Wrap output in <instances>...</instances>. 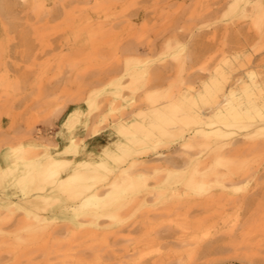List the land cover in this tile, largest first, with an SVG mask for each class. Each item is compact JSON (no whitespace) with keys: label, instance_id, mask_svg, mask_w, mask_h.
<instances>
[{"label":"rangeland","instance_id":"1","mask_svg":"<svg viewBox=\"0 0 264 264\" xmlns=\"http://www.w3.org/2000/svg\"><path fill=\"white\" fill-rule=\"evenodd\" d=\"M236 79L264 102V0H0V264H264V109L184 138Z\"/></svg>","mask_w":264,"mask_h":264},{"label":"bare ground","instance_id":"2","mask_svg":"<svg viewBox=\"0 0 264 264\" xmlns=\"http://www.w3.org/2000/svg\"><path fill=\"white\" fill-rule=\"evenodd\" d=\"M222 76V75H221ZM223 77V76H222ZM239 79H236L234 83L231 84L226 89L223 88H217L212 94V101L209 103V111L202 113V118H200L202 123H205L206 125L209 126L208 129H205L203 127H198L193 129L192 134L184 135V138L188 137V139H193L196 137H205L209 138L212 136H224L227 132L219 125H239L243 120H252L256 117L262 119V109H264V102L258 105L255 100L249 98V95L246 96V100L242 101L240 99V96L237 95V92L242 90L244 92V88L237 86V81ZM148 85V84H147ZM239 85V84H238ZM210 87L208 85L205 86L204 90L208 92ZM160 95L159 92L157 91H152L148 93L147 97L148 99H156ZM192 96H190L191 98ZM188 100V99H187ZM194 101L193 99H191ZM190 101V100H188ZM191 101V102H192ZM195 102H192L191 104L194 105ZM196 104V103H195ZM190 106V105H189ZM136 122V121H135ZM134 123V122H133ZM137 124V122L135 123ZM250 125V124H248ZM244 127V126H243ZM135 128V127H134ZM138 128H143L141 126H138ZM249 129V128H248ZM247 130V128H246ZM196 136V137H195ZM201 136V137H200ZM130 141V140H129ZM230 146V145H229ZM227 145H222L218 144L215 146V151H223L225 148H230ZM190 162V163H189ZM191 162L193 161H188L184 162V165H191ZM183 167V166H182ZM20 169V168H18ZM71 169V167H70ZM105 170L107 169L104 167V165L99 162V163H90L87 161L81 162L78 166L77 169H75L74 172H72L66 176L69 182H73L77 185L74 186H67L64 184V179L62 181L58 182V185H56L58 191L62 193H68L70 197H76L83 195L86 190L92 189L94 187L88 186L85 184V181H89V179H96L97 177L101 176L102 174L98 172V170ZM194 169V168H193ZM192 169V170H193ZM32 173V172H31ZM27 171L25 174L26 178L32 179V174ZM189 173V172H188ZM171 174V173H170ZM179 174V173H178ZM182 174V171L181 173ZM172 176V175H171ZM207 174L205 171H202L201 174L198 175L197 179L194 175L193 172H190L188 175V180H187V186L188 189L197 195H204L209 191V184L206 182ZM48 177H46L44 181L47 180ZM119 178V176H118ZM116 178L113 180L115 183L116 181H119V179ZM170 177L166 178L169 179ZM66 181V180H65ZM86 181V182H87ZM112 182V186L115 188V184ZM90 185V184H89ZM110 189L106 191L103 195V198L99 200V198H87L84 199L83 201L80 202V204L77 205V210L78 212L81 213H86L90 209L89 207H99L101 202H104V204L108 205L107 203L111 198L116 196V190L115 189ZM109 211H107L106 217L109 219H114L116 216H118V213H114V211H118L117 207L113 209V206L108 205Z\"/></svg>","mask_w":264,"mask_h":264}]
</instances>
